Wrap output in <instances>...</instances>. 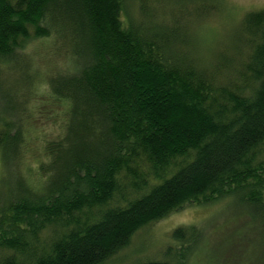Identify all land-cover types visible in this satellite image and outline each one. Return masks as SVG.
Instances as JSON below:
<instances>
[{"label":"trees","instance_id":"16d2710c","mask_svg":"<svg viewBox=\"0 0 264 264\" xmlns=\"http://www.w3.org/2000/svg\"><path fill=\"white\" fill-rule=\"evenodd\" d=\"M154 2L0 0V264H107L145 226L230 197L264 234V9L207 52L191 31L219 4ZM36 42L51 61L25 78ZM39 74L40 128L14 95ZM208 228L174 231L185 257Z\"/></svg>","mask_w":264,"mask_h":264},{"label":"rangeland","instance_id":"374dc122","mask_svg":"<svg viewBox=\"0 0 264 264\" xmlns=\"http://www.w3.org/2000/svg\"><path fill=\"white\" fill-rule=\"evenodd\" d=\"M191 0H155V5L165 2L166 6L179 4L189 5ZM193 3L195 0H192ZM208 4H219L220 9L210 16L195 21L191 35L195 39L200 35L207 41L215 42L216 46L206 43L207 52L217 50L237 38L236 33L241 20L250 12L264 9V0H204ZM128 7L132 13L137 14V0H128ZM204 35V36H203ZM51 42H36L28 48L29 56L32 55L31 69H21L24 77L32 79L37 68L43 72L47 63L51 61ZM25 57H28L25 55ZM28 62V60H27ZM43 68V69H42ZM27 71L30 72L28 75ZM1 77L6 85L12 84L7 74ZM40 74L34 79L33 86H28L25 81L14 93L18 97L16 103L23 107H30L28 116L37 117V127L47 125V107L43 103ZM34 146L32 153L37 152ZM14 177V175H13ZM12 185V173L4 162L0 150V206L5 199L7 191ZM255 218L249 206L236 197L225 198L214 204L187 205L177 210L168 217L149 224L139 230L131 244L112 257L107 264H131L145 259H169L175 264H264V234L256 231ZM258 223V222H257ZM256 223V224H257ZM208 226L205 240L194 247V252L186 254L181 250L180 243L173 238L174 231L187 225ZM258 225V224H257ZM171 248V253L168 252ZM208 252L209 255H208ZM2 252H0V256ZM185 257V259H184ZM179 259V260H178Z\"/></svg>","mask_w":264,"mask_h":264}]
</instances>
